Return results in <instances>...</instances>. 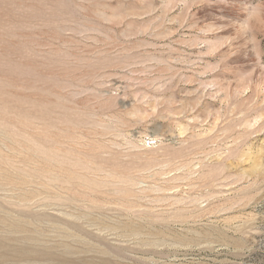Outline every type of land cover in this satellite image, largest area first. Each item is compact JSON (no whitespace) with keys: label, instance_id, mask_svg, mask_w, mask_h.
<instances>
[{"label":"rangeland","instance_id":"1","mask_svg":"<svg viewBox=\"0 0 264 264\" xmlns=\"http://www.w3.org/2000/svg\"><path fill=\"white\" fill-rule=\"evenodd\" d=\"M0 264H264V0H0Z\"/></svg>","mask_w":264,"mask_h":264}]
</instances>
